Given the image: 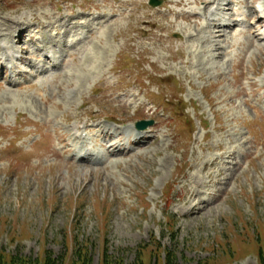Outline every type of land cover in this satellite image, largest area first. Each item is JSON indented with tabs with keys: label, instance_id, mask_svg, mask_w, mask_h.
Here are the masks:
<instances>
[{
	"label": "rangeland",
	"instance_id": "1",
	"mask_svg": "<svg viewBox=\"0 0 264 264\" xmlns=\"http://www.w3.org/2000/svg\"><path fill=\"white\" fill-rule=\"evenodd\" d=\"M164 1L0 0V55L22 27L9 49L63 54L42 75L26 55L25 78L0 57V264H264V28L216 52L200 15L215 0ZM138 120L153 121L141 147ZM84 125L77 163L62 137Z\"/></svg>",
	"mask_w": 264,
	"mask_h": 264
},
{
	"label": "bare ground",
	"instance_id": "2",
	"mask_svg": "<svg viewBox=\"0 0 264 264\" xmlns=\"http://www.w3.org/2000/svg\"><path fill=\"white\" fill-rule=\"evenodd\" d=\"M217 1H218L217 6H215L216 4L214 5V3L217 2ZM221 1H224V0H215V2L209 4L207 6V8H205V11L206 12L204 11V14H203V18H204V27L203 28L204 29H202V31L209 29L211 31V33L214 34V37L212 39L213 40V43H211V47L216 48L217 49V51L215 50L216 52H219V50L222 49L220 47V45L217 44L216 38H218V37H225V38L227 37L228 38L229 37L228 36V33L232 32V30L234 29L233 26H232L233 24H231L230 21H232V23H235L236 24V21L237 20L234 19L233 17L235 16V14L241 15L239 11L234 12V9L232 7L233 4H234V1H238V0H229L227 2V4H223V2H221ZM177 3H179V2H177ZM244 3L247 4V5H249V9H250V13L249 14H242V17L244 18L243 19L244 20L243 23L244 24H249V26L247 27L248 29L247 30H244V31H241L239 33L235 32V33L231 34L233 37L230 35L232 38H230L231 41H230V44H229L230 46L229 47H232L235 44L238 45L239 39L236 37V35L249 34L251 37L253 35V38L254 39L255 38L258 39V37H257L258 35L257 36L255 35V30L260 25H262L264 23V17L263 16H260L259 15V12L253 6V3L254 2H250V1L248 2V0H247L245 2H242V4H244ZM179 5H180V3H179ZM210 7H212V8L210 9ZM220 13H221V15L222 14H225V15H223V16H221V17L218 18V15H220ZM179 17L180 18H183L186 22H192L194 20L199 21L198 19H199L200 15L199 14H196V13H194V14H184L183 13V14H180ZM78 19H80V18H78ZM89 22H90V20L87 19L86 22H84V23L85 24H88ZM55 23L56 24L57 23H61L60 27L64 31V35L62 34L63 36L70 35L73 32V30L78 25H80L79 22H77L75 20L72 21V18L70 16H65L64 18L63 17H59L58 19H55ZM55 25L53 23H50V24H47L46 27L45 26H42V29L43 28L53 29L55 27ZM197 27H199V26H196V28ZM27 28L28 27H26V28L25 27H22L15 34H13V32H11L10 35L12 36V39L9 38V37L7 39L10 41V43L11 42H14V40L15 41L16 40H19V42H22L23 39H24V36H25L26 32H28V29ZM7 29H9V27ZM195 32H196V30H195ZM200 34H201V31L200 30H197V35L196 34H194V35L193 34H190L189 37L190 36H193L192 38H196V37L198 38L200 36ZM197 38L195 40H197ZM261 39L264 40L263 37H261ZM8 40H7V43H6V41H5V43L4 42L1 43V48H2L3 51L6 52L7 50H9L8 52H6L7 54L5 56L6 57L5 58V61L8 62V64L12 63L15 60H18L20 62H29V65H32L33 64V62H32L33 60L30 59V58H28L26 56L28 54H32L33 56H37V55L38 56H41V58H42L41 59V61H42L41 64H44L45 63L47 65V67L52 66V64L55 62V59L54 60H51V59L47 58L46 57V53H47V51L49 49V46L48 45L51 44V45L54 46V45H56L57 42L56 43H54L53 41L46 42V43H44V45L38 46V48H36L35 50H33V52H31V53H29V49L28 48L24 47L23 50L21 51L22 53L25 54V56L23 57L22 55H20V56H14L15 53L16 54L20 53L18 51H16V52L13 51V52L9 53L10 51H12V49H9L10 46H9V41ZM198 40L200 42L204 43V45L207 43V39H204V38L202 39V37L201 38H198ZM33 41H35V36H32L31 35L30 42L33 43ZM80 42H81V40H80ZM80 42H78V43H80ZM11 54H13V55H11ZM1 65H2V68H1V71H2V70L5 69V65H7V64L1 63ZM40 70H41V68L38 69V72ZM44 71L45 70H42L41 73H44ZM19 73L20 74H26V72L24 73V72H21V71H19ZM46 103H48V102H46ZM97 127H100V126H97ZM73 130L75 131L74 132L75 135L73 137L71 135L69 136L68 134H65V136L62 137L63 142H66L67 141L66 143H63V146L65 148H67V151H69L68 154H72L73 153L74 157L76 156V154H78L77 156H79V159H78L77 163H80V161L82 162V160L85 159L84 158V155L87 154V153H89V152H91V151H93V150H91L85 144H83L81 146L68 145L67 143H69V142H76L77 140H82L83 139L82 135H79L78 134L79 131L77 129L73 128ZM140 134H143V133H139V134H135V135H132L131 134L128 137V139H132L133 138V141L135 143H137L136 144L137 147H141V146H143V145H145V144L148 143V141L144 139L145 140V144L144 143L142 144V140L140 141V138H146V137H144L145 135L144 136H140ZM101 137H103V138H109L110 139L109 146H105L104 147L106 149H109L112 146L113 147L114 146H119V149L120 148L122 149L123 148L122 146L125 145V144H122L123 143V140H121V139L116 141V139L114 138V135L111 133V131L110 132L107 131L105 133H102L101 134ZM124 151L125 150L121 151V153L123 154ZM126 151H130V149L129 150H126ZM58 155L61 156L60 153H58ZM76 160H77V158H76ZM90 161H91L90 159H87L86 160V162H90ZM101 162H102L101 160H99V159L96 158L95 163H98L99 164Z\"/></svg>",
	"mask_w": 264,
	"mask_h": 264
},
{
	"label": "water",
	"instance_id": "3",
	"mask_svg": "<svg viewBox=\"0 0 264 264\" xmlns=\"http://www.w3.org/2000/svg\"><path fill=\"white\" fill-rule=\"evenodd\" d=\"M161 3H162V1H159V0H151V5L154 7L160 5ZM149 125H152V122H141V123H139L138 126H139V128L144 129V128L148 127Z\"/></svg>",
	"mask_w": 264,
	"mask_h": 264
}]
</instances>
